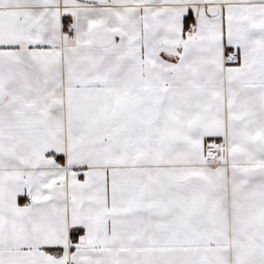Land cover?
I'll list each match as a JSON object with an SVG mask.
<instances>
[{
    "label": "snow or ice",
    "instance_id": "obj_1",
    "mask_svg": "<svg viewBox=\"0 0 264 264\" xmlns=\"http://www.w3.org/2000/svg\"><path fill=\"white\" fill-rule=\"evenodd\" d=\"M0 264H264V0H0Z\"/></svg>",
    "mask_w": 264,
    "mask_h": 264
}]
</instances>
